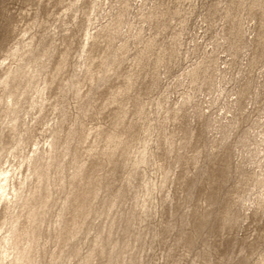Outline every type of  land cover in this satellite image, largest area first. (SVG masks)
<instances>
[{
  "label": "rangeland",
  "instance_id": "rangeland-1",
  "mask_svg": "<svg viewBox=\"0 0 264 264\" xmlns=\"http://www.w3.org/2000/svg\"><path fill=\"white\" fill-rule=\"evenodd\" d=\"M0 264H264V0H0Z\"/></svg>",
  "mask_w": 264,
  "mask_h": 264
}]
</instances>
